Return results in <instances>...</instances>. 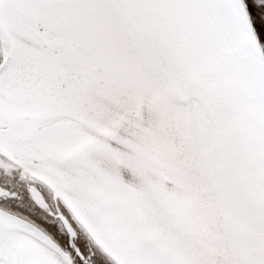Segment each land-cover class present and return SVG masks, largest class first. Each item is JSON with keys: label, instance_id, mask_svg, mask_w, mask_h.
<instances>
[{"label": "snow or ice", "instance_id": "obj_1", "mask_svg": "<svg viewBox=\"0 0 264 264\" xmlns=\"http://www.w3.org/2000/svg\"><path fill=\"white\" fill-rule=\"evenodd\" d=\"M0 264H264V0H0Z\"/></svg>", "mask_w": 264, "mask_h": 264}]
</instances>
